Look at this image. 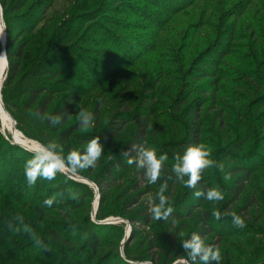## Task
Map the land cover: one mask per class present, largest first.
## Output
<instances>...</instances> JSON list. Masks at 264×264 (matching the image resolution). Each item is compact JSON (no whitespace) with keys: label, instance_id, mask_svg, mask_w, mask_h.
<instances>
[{"label":"rangeland","instance_id":"1","mask_svg":"<svg viewBox=\"0 0 264 264\" xmlns=\"http://www.w3.org/2000/svg\"><path fill=\"white\" fill-rule=\"evenodd\" d=\"M0 2L20 50L6 112L0 21V103L7 115L0 110V124L8 131L0 125V264H193L181 242L201 228L203 217L211 232L202 242L219 250L221 264H264V0ZM30 84L38 95L25 90ZM45 99L39 118L34 110ZM63 105H73L72 113L55 116ZM82 110L90 114L87 126ZM148 113L145 145L168 157L155 184L126 162L112 166L134 119ZM190 119L200 126L192 145L204 144L210 159L223 164L222 171L204 169L194 188L171 172L183 153L180 143L191 138L183 137ZM9 132L39 147L55 143L64 157L82 154L93 138L103 152L90 168L67 165L54 179L37 177L29 185L24 164L33 152ZM235 165L252 172L233 198ZM110 169L108 185L98 190L93 180ZM162 183L166 207L184 211L169 230L151 214ZM204 188H217L223 199L193 196ZM144 212L146 220L136 215ZM233 214L243 228L233 225ZM170 230L176 233L171 247ZM94 239L95 252L88 245Z\"/></svg>","mask_w":264,"mask_h":264},{"label":"clouds","instance_id":"2","mask_svg":"<svg viewBox=\"0 0 264 264\" xmlns=\"http://www.w3.org/2000/svg\"><path fill=\"white\" fill-rule=\"evenodd\" d=\"M2 54V53H0ZM80 121L82 125H89L90 114L80 112ZM53 123H59L58 118H51ZM134 159H128L129 164L135 163L138 169H143L145 179L149 184H155L161 174V166L168 157L166 154L157 156L155 150L148 146H141L137 149ZM103 145L99 138H93L89 141L84 152H72L67 157L62 156L56 150V144L49 142L41 145L34 151L32 157L25 161L24 176L29 185L34 184L37 177L46 180H52L57 172L62 171L67 165L73 168L86 169L92 167L101 157ZM127 154V151H125ZM214 166L217 170H223V164L210 159V152L204 144H195L186 147L182 154L178 155L175 163L171 166V172L177 181H183L185 187L194 188L200 179L202 170ZM187 177L185 180L184 178ZM227 179V176H225ZM167 188L166 183L160 185L156 195L158 203L151 207V214L154 219L160 220L166 218L171 212V207H166L167 200L163 193ZM196 198L203 197L210 201H219L223 199L222 193L217 188H210L206 191H194ZM45 205L51 204V200H45ZM217 218H219L217 214ZM232 223L237 228L245 226L243 219L237 215H232ZM31 234V233H30ZM34 235V234H31ZM36 243H40L39 240ZM181 247L187 253V259L194 262L198 259L201 264H221V254L218 249L211 245H205L197 233H193L189 239L181 242Z\"/></svg>","mask_w":264,"mask_h":264},{"label":"trees","instance_id":"3","mask_svg":"<svg viewBox=\"0 0 264 264\" xmlns=\"http://www.w3.org/2000/svg\"><path fill=\"white\" fill-rule=\"evenodd\" d=\"M20 1H22V0H19V3H20ZM0 5H1L3 22H4V26H5V33H6V42H5L4 51H5L6 61H7L6 76H5V79L3 81L1 92H2V95L4 94V97H3V104H4L3 106L5 108L4 110L9 111L10 109H9L8 104L6 103V100H7L8 92L11 93V85H12L13 80H14V78H15L18 70H19V64L20 63H19L18 59H16L15 57L20 56V50H16L13 48V43L15 42V40L12 39L13 38L12 34H14V27H11L8 23L7 10H5L6 8L4 7V4L2 2H0ZM22 6L23 5L21 3V5H19V8H21ZM0 21H1V19H0ZM46 59L47 58L44 57L43 61H45ZM41 67H42V65H41ZM62 70H63V68H62ZM3 74H4V72H3ZM8 88H9V90H8ZM25 90L32 92L33 95H35V96L39 94L38 88L34 89L33 84H30L28 86V88H25ZM47 101H49V100L45 99L43 101V103H41V105H38L35 108L34 114L37 117H39V118L43 117ZM0 110H2V115L7 118L6 113L3 111L2 107H1V103H0ZM72 111H73V105H63L62 107L55 109V116H65L66 117V116L70 115L72 113ZM193 111L195 113V111H196L195 107L192 109V112ZM194 115L196 116L197 114H194ZM141 116L142 115L140 114L137 116L136 119H134V121H136V127L133 131V134L131 135V138H129V140L122 146V148L120 150V155L115 159V163H113V165H112V166H117L119 164L125 165L123 163L126 162V164L134 167L136 174H138L140 177L145 176L144 170L138 169L136 167L135 163L129 164L127 161H128V159H134L135 158V156H136L135 149H137L141 146H146L145 145V135H146V131L148 128L150 113L143 115L144 117H141ZM116 123L119 125L122 124V122H118V121ZM6 124H7V122H6ZM12 124H13V122H12ZM0 125L2 127V131L5 133H8V131L6 132V130H5L6 125L3 123H1ZM120 128L121 127L115 126L116 130H119ZM199 128H200L199 124L197 122H195L193 119L188 120L186 134L183 137H191V138L187 139L183 143H180L179 147H182V149H181L182 152L184 151L186 146H190L193 143L197 142V139H196L197 136H195L193 134H198ZM22 131H24V129H22ZM9 134H10V132H9ZM10 136H11V139L13 140V142L15 141V142L31 149L30 152L34 153V151L37 150L34 147H32V144L34 143L33 141H32V143H28L25 141H20V139H18V138H15V137H19L18 135H11L10 134ZM34 144H36V143H34ZM36 146H38V148H39V145L36 144ZM125 151H127V154H125ZM109 171L112 172L111 169L108 170V173H106L105 178H103V179L102 178L101 179L95 178L93 180V182L97 186L98 190H101L104 187H106V185H108L107 178H108ZM251 172H252V168H250V167H244L241 165L233 166L232 174L233 175L239 174L233 183L234 185L230 187L232 194H233V198H236V196H238V194H240L242 192L247 181L249 180ZM202 175H203V170L201 171L200 179L197 181L196 184H199L202 181H204V179H202ZM206 190H207V188L202 189V191H206ZM102 199H103V196H102ZM186 209L187 208H185V210ZM181 210L182 209H180L179 211L172 210V212L166 218L163 219V221L168 222V224H167L168 230H169V227L173 223H175L177 220L182 218V213H184V211L183 210L181 211ZM187 210L189 211L190 208ZM145 212L144 213H136V215L139 216V218L143 217L146 220L147 215L145 214ZM130 220L132 223H134L135 220H137V219L132 218ZM202 221L204 224H202L201 228L199 230H197L196 233L203 240L211 231L209 229L208 222L206 221V219L204 217L202 218ZM51 234L56 239L62 238L60 236V234L58 232H56L55 230H51ZM166 234H167L166 237H167L168 245L171 247L172 240L174 239L176 233H174V231L170 230ZM88 245H91L93 248V252H95V248L97 247V240H95V241L90 240Z\"/></svg>","mask_w":264,"mask_h":264},{"label":"water","instance_id":"4","mask_svg":"<svg viewBox=\"0 0 264 264\" xmlns=\"http://www.w3.org/2000/svg\"><path fill=\"white\" fill-rule=\"evenodd\" d=\"M1 16H2V10H1V7H0V19H1ZM1 26H2V29H3V32H4V40H3V42H2V51H3V54H4V56H5V51H4V48H5V42H6V33H5V26H4V23L2 22V19H1ZM6 59V58H5ZM6 67H7V61H6ZM9 115V114H8ZM11 118V117H10ZM11 120H12V122H13V124H14V121H13V119L11 118ZM83 180V178H80V182H82V183H84V184H87V185H89V186H94V184H92L90 181H86V182H83L82 181ZM86 180V179H85ZM95 189H96V187H95Z\"/></svg>","mask_w":264,"mask_h":264},{"label":"bare ground","instance_id":"5","mask_svg":"<svg viewBox=\"0 0 264 264\" xmlns=\"http://www.w3.org/2000/svg\"><path fill=\"white\" fill-rule=\"evenodd\" d=\"M14 142H15V141H14ZM15 143H17V142H15ZM17 144L20 145L21 147H23V148H25V149L31 151V149H29V148H27V147H25V146H23V145H21V144H19V143H17ZM82 181H83V182H86L87 180L83 179Z\"/></svg>","mask_w":264,"mask_h":264}]
</instances>
